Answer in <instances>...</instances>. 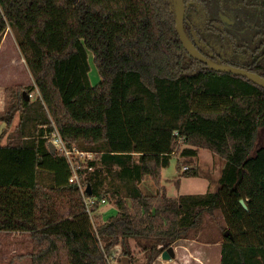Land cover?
Segmentation results:
<instances>
[{"label":"trees","instance_id":"trees-1","mask_svg":"<svg viewBox=\"0 0 264 264\" xmlns=\"http://www.w3.org/2000/svg\"><path fill=\"white\" fill-rule=\"evenodd\" d=\"M185 1V30L203 54L264 76V0ZM9 27L34 82L5 87L0 142L17 112L20 122L0 143V230L31 233L33 264H107L117 245L134 254L131 239L151 249V264L216 211L221 264H264V87L194 58L174 0H0V43ZM56 130L93 154L77 159L85 193L51 147ZM178 141L183 156L208 148L224 159L216 190L168 194L162 170ZM109 193L118 210L94 225ZM84 194L98 198L92 215Z\"/></svg>","mask_w":264,"mask_h":264},{"label":"rangeland","instance_id":"rangeland-1","mask_svg":"<svg viewBox=\"0 0 264 264\" xmlns=\"http://www.w3.org/2000/svg\"><path fill=\"white\" fill-rule=\"evenodd\" d=\"M11 32V31H10ZM91 71L90 77L92 83L95 85L100 80V74L93 61L90 59ZM32 97V96H31ZM5 123L0 128V134L3 131ZM264 140V130L260 131L259 144ZM184 143L178 141L175 146L174 154L171 158L170 165L163 168L162 170V183L166 186L168 194L171 196H178L182 193H203L207 190H216L219 184V177L221 175L224 159L219 155L215 154L211 149L202 148L199 155L195 158H190L181 155V150L184 148ZM179 162V166L178 165ZM189 168H197V176H185L183 171L184 166ZM153 184L151 179L144 182L143 186L147 190ZM106 202L100 203L99 207L93 214V223L96 225L98 222H102L112 214H115L118 210L117 197L109 193L106 195ZM124 207H130L131 203L128 199H124ZM225 225V219L223 215L216 211L215 214H206L203 223L192 230H190L188 237L181 238L173 242L172 246L178 247V255L171 264H203L201 259H205L203 250L208 247L209 243L222 242L223 231L221 227ZM4 240L0 237V245ZM131 247L134 250V254L130 257L129 255L123 254V248L121 245H117L112 255H108L109 262L111 264H125L123 261L124 256L129 258V264H148L151 256V249H143V245L137 244L135 239H131ZM27 247H24L26 249ZM193 250L197 256L201 257L198 260L192 254L189 255L188 250ZM8 254L7 250L4 251ZM3 252V253H4ZM155 252V260L151 264H168V261H172L170 258H163L162 253H158L157 249ZM191 258H190V257ZM0 263L4 262L5 257L0 254ZM170 259V260H169Z\"/></svg>","mask_w":264,"mask_h":264},{"label":"crops","instance_id":"crops-1","mask_svg":"<svg viewBox=\"0 0 264 264\" xmlns=\"http://www.w3.org/2000/svg\"><path fill=\"white\" fill-rule=\"evenodd\" d=\"M33 82L32 72L20 50L15 33L9 27L0 43V112L4 111L6 106L5 87L7 85ZM19 122L20 114L17 112L10 130L1 139V144H7L9 133L18 126ZM3 123L0 120V128ZM0 237L4 240V242H1L2 246L0 245V254L7 257L0 264H33L30 254L34 249V242L29 231L0 230ZM177 246L174 247L176 255L170 258L172 261H168V264H171L173 260L179 257ZM24 247L27 248L24 249ZM6 250L8 254H5L4 251ZM188 252L189 255L195 256L197 260L198 258L201 259V257L197 256L196 252L193 253V250L189 249ZM203 255L206 257L205 259H201L203 264H221L222 242L209 243L208 247L203 250Z\"/></svg>","mask_w":264,"mask_h":264},{"label":"water","instance_id":"water-1","mask_svg":"<svg viewBox=\"0 0 264 264\" xmlns=\"http://www.w3.org/2000/svg\"><path fill=\"white\" fill-rule=\"evenodd\" d=\"M175 1V11H176V27L178 30V33L180 35V38L185 46V48L189 51V53L196 59L202 61L204 63V66L216 70V71H224V72H231L237 75H242L244 77L249 78L250 80L254 81L255 83L261 85L264 87V76L249 70L245 67L233 65V64H227V63H220L217 62L210 57L203 54L199 48L195 45V43L192 41V39L187 34L185 27H184V21L186 16V1L185 0H174ZM27 98H30L31 95L24 92ZM51 147H54V144L51 143ZM55 150V148H54ZM241 204L247 208L248 205L244 198L240 199ZM226 234L229 233V229L226 230ZM176 255L174 246H169L166 248L163 253V258H172ZM123 261L125 264H129V258L127 256H124Z\"/></svg>","mask_w":264,"mask_h":264},{"label":"built area","instance_id":"built-area-1","mask_svg":"<svg viewBox=\"0 0 264 264\" xmlns=\"http://www.w3.org/2000/svg\"><path fill=\"white\" fill-rule=\"evenodd\" d=\"M31 96H33L32 94H30ZM52 143L54 144V146L56 147L57 150L62 151L66 157L68 158L72 168H73V175L71 176L70 180L71 181H78L80 186H81V181H80V177L78 174V166L77 165V159L78 158H82L83 160L85 158H92L93 154L90 152H86L84 150H81L78 148V146L74 145L73 147H69L65 141V139L63 138V136L56 130L53 131L52 133H50L49 135ZM185 169L189 168V166H184ZM81 189L83 190V192L85 191V187L81 186ZM85 193V192H84ZM85 196V203L87 206V211L92 215L93 214V205L95 204L96 201H98V198L94 197V196ZM106 202V199L103 198L101 199V203ZM106 260H107V264H111L109 262V257L106 254Z\"/></svg>","mask_w":264,"mask_h":264}]
</instances>
